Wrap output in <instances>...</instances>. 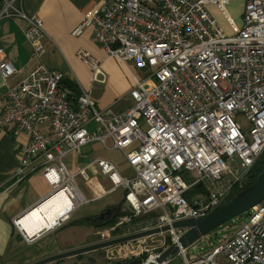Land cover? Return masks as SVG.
<instances>
[{
    "label": "built area",
    "instance_id": "1",
    "mask_svg": "<svg viewBox=\"0 0 264 264\" xmlns=\"http://www.w3.org/2000/svg\"><path fill=\"white\" fill-rule=\"evenodd\" d=\"M229 1L108 0L75 26L72 34L77 36L93 26L92 39L129 71L134 102L123 111L97 107L93 88L96 81H104L99 79L102 64L85 49L76 52L92 70V86L76 100L64 73L42 62L6 85L0 130L28 135L18 148L17 182L42 170L52 195L64 191L70 202L67 217L60 216L54 226L72 209L89 203L76 179L82 175L90 181L91 166L108 177L109 191H125L129 208L124 207L132 212L121 216L111 233L123 228V234H129L204 216L246 183L264 152V0H244L243 27L232 35L223 33L206 9L208 3L216 4L229 21ZM0 15L25 20L23 31L33 58L40 59L47 36L42 19L26 14L22 0H5ZM15 72L0 50L3 79L8 81ZM239 114L250 126L238 120ZM93 142L122 152L133 175L125 177L114 162L102 158L72 171L67 155ZM197 184L206 192L190 201L186 193ZM247 213L248 221L212 248L202 246L192 254L182 249L180 263L171 257L160 264H264V199ZM152 214L153 226L128 228L133 216ZM24 216L15 220L18 228ZM183 232L171 230L172 243ZM212 235L203 238L210 242ZM169 245L163 244L146 261ZM192 247L199 248L196 243Z\"/></svg>",
    "mask_w": 264,
    "mask_h": 264
},
{
    "label": "crops",
    "instance_id": "2",
    "mask_svg": "<svg viewBox=\"0 0 264 264\" xmlns=\"http://www.w3.org/2000/svg\"><path fill=\"white\" fill-rule=\"evenodd\" d=\"M103 1L108 0H22L25 13L29 16L38 15L43 21L47 36L44 38L45 52L40 57L41 60L33 58L30 43L23 31L25 20L19 16L0 15V50L16 69L8 81H5L0 73V109L3 107L6 85L21 80L37 62L63 72L65 79L77 84L80 90H90L92 70L78 57L76 51L79 49L89 51L102 64L104 74L99 77L105 76L106 81H96L93 88L97 107L99 109L112 107L120 112L131 104L126 98L133 85L130 73L116 58L108 56L102 45L92 39L93 26L86 27L81 35L72 34L75 26ZM18 4L21 2L18 1ZM244 7V0L229 1L225 7L231 18L229 21L216 4L208 3L206 9L223 29V33L232 35L243 27ZM27 140L28 135L24 132L16 133L15 129L0 130V264H30L49 255L81 247L82 244L75 243L72 239L59 237L63 228L77 230L80 221L94 225L95 222L91 219L95 220L102 211L111 206L115 207L121 203L120 201L125 200V191L122 188H118L123 192L119 201L107 198L111 192L109 189L100 194L88 192L89 190L86 193L83 191L90 199L89 203L72 209L68 213L69 217L62 220L61 224L43 227L32 235L22 227L18 228L15 220L52 196V186L45 179L42 170H36L25 180L17 182L15 174L20 158L18 148ZM84 148L89 149L93 158L85 165L79 166L78 155L83 154ZM98 158L114 162L125 177L131 173L132 169L126 164L123 153L115 148H106L100 142L87 144L80 152L69 153L66 162L68 167L76 172ZM95 169L91 166L88 170L94 175L101 174L95 172ZM116 191L115 189L114 192ZM85 243L93 241L87 240ZM60 264L84 263L77 256H71L63 258Z\"/></svg>",
    "mask_w": 264,
    "mask_h": 264
},
{
    "label": "rangeland",
    "instance_id": "3",
    "mask_svg": "<svg viewBox=\"0 0 264 264\" xmlns=\"http://www.w3.org/2000/svg\"><path fill=\"white\" fill-rule=\"evenodd\" d=\"M103 71L101 76L103 75ZM131 76V75H130ZM129 78V76H128ZM99 79H104L103 82L106 81L105 76L99 77ZM102 82V81H100ZM126 98L131 103L134 102L131 94L129 93ZM238 120L240 122H243L247 127L250 126L251 122L248 121L243 114H239L237 116ZM83 154L78 155L77 159V165L82 166L85 165L91 158H93V155L89 153V149L84 148ZM67 158V157H66ZM96 168V167H95ZM90 169V168H89ZM95 172L100 173L98 169H95ZM31 174V173H30ZM88 175L90 176V181H85L82 175L77 176V184L82 189L81 191H84L86 193L92 191L94 194H100L103 192L108 191V189L111 188L112 184L110 183L107 176H103L101 174L94 175L91 170H88ZM129 176H132V170L131 173L128 174ZM185 178V180L188 183L192 182V178L189 177L187 173L182 174ZM117 191L113 193H108L107 198H111V200H117L119 201L122 197V190L116 189ZM125 197V194H124ZM200 198H202L201 195H199ZM123 206L128 207L127 203L123 202ZM112 207V206H111ZM129 208V207H128ZM111 215H106L104 218H108ZM99 220V219H98ZM68 221V220H67ZM248 221V213H243L239 215L238 217L227 221L226 223H223L222 226L218 227L214 231H212L213 235L211 236V243L208 242V239H201L196 244L199 247L197 251L193 250V247H189L188 253H198L201 251V247H204L205 249H210L213 246L217 245L219 243V239H223L224 236L232 235L236 229L243 223ZM97 221L92 224H86L85 221H81L79 226L77 227V230H65L63 228V232L59 233V237H63L66 239H72L75 243H79L82 245H88L92 243H85V241L92 240L93 243H97L103 240L112 239L113 237L121 236L123 234V228H122V234L119 235H112L110 232V227L106 228H98L96 226ZM54 226V225H53ZM52 226V227H53ZM129 233H134L129 232ZM174 238V234H170V232H164L160 234H156L153 236H149L146 238L136 239L134 241H130L127 243H121L114 246L101 248L98 250L90 251L85 253L84 258H82L84 264H112L114 261L119 260L121 257L122 259L130 258L134 254V257H139L141 254H151L152 252L161 251L163 249V244H172ZM87 239V240H86ZM81 245V246H82ZM120 257V258H119ZM174 263H180L183 259L179 254H176L172 257ZM48 264H56V262H51Z\"/></svg>",
    "mask_w": 264,
    "mask_h": 264
},
{
    "label": "water",
    "instance_id": "4",
    "mask_svg": "<svg viewBox=\"0 0 264 264\" xmlns=\"http://www.w3.org/2000/svg\"><path fill=\"white\" fill-rule=\"evenodd\" d=\"M242 188L236 190L225 197L216 208L209 211L208 214L197 218H184L174 221L172 224L156 226L134 233L124 234L121 236L113 237L112 239L103 240L97 243L76 247L71 250L62 251L53 255H49L30 264H48L60 259L77 256L90 251L98 250L114 246L121 243L134 241L156 234L170 232L171 230L183 229L184 232L178 240L169 245L154 259H149L142 264H160L174 255L178 254L180 250L192 247L204 236H207L212 231L222 226L229 220L246 213L264 199V165L256 180L253 183H243ZM112 208L109 207L105 210V214H110ZM27 213V212H26ZM25 213V214H26ZM104 213H102L103 216ZM24 216V215H23Z\"/></svg>",
    "mask_w": 264,
    "mask_h": 264
},
{
    "label": "trees",
    "instance_id": "5",
    "mask_svg": "<svg viewBox=\"0 0 264 264\" xmlns=\"http://www.w3.org/2000/svg\"><path fill=\"white\" fill-rule=\"evenodd\" d=\"M4 4H5V0H0V11H1L2 6ZM64 82H65V85L70 89L73 98L76 100L81 95L82 90H80V87L73 82H70L66 79L64 80ZM263 165H264V152L258 158L257 162L253 165V167L249 171V173L247 175L246 183L250 184L256 180V178L258 177V175L260 174V172L262 170ZM235 189L239 190L238 187H235ZM205 192H206V190L204 188H202V185L197 184V185L193 186V188L191 190L189 189V191H187L186 196H187L188 200L191 201V199L196 194L205 193ZM120 202L121 203H119L115 207H111L112 210H111V213L109 214V215H111L110 217L99 219L97 216V218L95 220L94 219H91V220L94 222L97 221L96 226H98L100 228H106V227H110L113 225L115 226V224L117 223V221L119 220V218L121 216L132 215L131 210H129V209L125 210V207L123 206L124 200L120 201ZM155 221H156V216L154 214L148 215V216H146V215H139L137 217L133 216V225L130 227L128 226V228L136 227L138 229L140 227L144 228L146 226H153ZM121 230H122L121 228H118L116 231H114L112 233V235L122 234ZM84 256H85V253L77 255V257L79 259L84 258ZM147 258H148V254L145 253L143 255L141 254V256H139V257L132 256V257L126 258V259H119V260L114 261V263H112V264H142L144 261H146ZM62 261H63V259L55 261V262H56V264H60Z\"/></svg>",
    "mask_w": 264,
    "mask_h": 264
},
{
    "label": "bare ground",
    "instance_id": "6",
    "mask_svg": "<svg viewBox=\"0 0 264 264\" xmlns=\"http://www.w3.org/2000/svg\"><path fill=\"white\" fill-rule=\"evenodd\" d=\"M68 207L70 202L65 192L55 193L26 213L21 221L22 227L31 235L43 227H52L60 216H65Z\"/></svg>",
    "mask_w": 264,
    "mask_h": 264
},
{
    "label": "flooded vegetation",
    "instance_id": "7",
    "mask_svg": "<svg viewBox=\"0 0 264 264\" xmlns=\"http://www.w3.org/2000/svg\"><path fill=\"white\" fill-rule=\"evenodd\" d=\"M102 213H104L103 216H100V215H102ZM102 213H100L99 215H97L99 219H102V218H104L106 215H109V214H105V211H102Z\"/></svg>",
    "mask_w": 264,
    "mask_h": 264
}]
</instances>
